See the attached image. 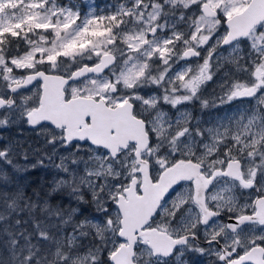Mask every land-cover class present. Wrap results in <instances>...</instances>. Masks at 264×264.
<instances>
[{
	"label": "snow or ice",
	"instance_id": "obj_1",
	"mask_svg": "<svg viewBox=\"0 0 264 264\" xmlns=\"http://www.w3.org/2000/svg\"><path fill=\"white\" fill-rule=\"evenodd\" d=\"M242 7L0 0V132L23 121L91 147L41 196L13 185L21 142L0 135V233L30 224L44 264H264V19ZM194 102L222 115L193 125Z\"/></svg>",
	"mask_w": 264,
	"mask_h": 264
},
{
	"label": "rangeland",
	"instance_id": "obj_2",
	"mask_svg": "<svg viewBox=\"0 0 264 264\" xmlns=\"http://www.w3.org/2000/svg\"><path fill=\"white\" fill-rule=\"evenodd\" d=\"M68 0H65L67 3ZM72 3L78 6V9L81 13H91L93 11H97L100 14H104V10L107 9L111 10L113 5L116 3V0H86L83 4L84 6L79 7V3L77 0H71ZM17 3V0H12V6L14 7ZM3 9H0L2 11ZM12 15H16L17 13H11ZM227 70V69H226ZM207 99L211 97L209 95V91H205ZM191 110V114L193 117L192 123L195 125L196 117H199L204 122L201 124V127L208 125L211 126L212 123H215L218 116L222 115V113H218L214 108H205L202 109L200 103L194 102L189 105ZM197 110V111H196ZM0 135L6 137V139L11 141H19L21 142V147H18L16 150V159L14 160L15 163L20 165V171L17 173L29 171L31 169L39 168L43 175V180H45V176H49L50 189L53 187V181L59 179L62 173L58 171L57 166L73 167V161L86 162L87 153L91 150L90 145L87 144H79L76 148L68 149L65 147L66 142L64 141L63 144L59 142V133L56 134L57 143L55 145H50L46 141L49 138L45 131L41 129H33L30 127L26 122L20 121L18 123H14L12 127L3 130L0 132ZM79 149V150H77ZM26 150L28 159H23L21 155V151ZM61 157H65V159H61ZM82 166V165H81ZM27 169V170H25ZM11 173V169H9ZM25 205L22 203L20 209L18 211L23 210ZM39 210L37 209V214ZM22 219H26L27 215L24 212H21ZM31 227V225H26L25 228ZM19 227L17 229L16 234L21 236L20 246L18 255L20 257L27 258L29 261V256H34V260H39V262H43L42 253H37V247L39 246V242L35 238V231L30 230L28 232ZM32 237L29 239V237ZM91 239V237L89 238ZM89 241H85L88 243ZM200 264H206L205 261H201Z\"/></svg>",
	"mask_w": 264,
	"mask_h": 264
},
{
	"label": "trees",
	"instance_id": "obj_3",
	"mask_svg": "<svg viewBox=\"0 0 264 264\" xmlns=\"http://www.w3.org/2000/svg\"><path fill=\"white\" fill-rule=\"evenodd\" d=\"M79 3V7L84 6L83 2L77 0ZM49 176H45V180H43V175L39 168L31 169L29 171L15 173L12 175L13 185H19L20 187H25L27 192L30 194L33 189L41 193L43 196L44 192L50 189ZM34 199V198H33ZM56 201H53L55 204ZM17 217H14L15 220ZM19 219L23 220V216H19ZM25 224L21 223L19 226H16L13 223V226L8 230L11 232V235H6L0 233V264H29L27 258L20 257L18 255L21 236L16 234L17 229L22 227L24 230ZM32 229V227H28L25 231L28 232ZM42 253V251L40 252ZM34 257V256H33ZM12 259V260H11ZM40 264H44L40 262Z\"/></svg>",
	"mask_w": 264,
	"mask_h": 264
},
{
	"label": "water",
	"instance_id": "obj_4",
	"mask_svg": "<svg viewBox=\"0 0 264 264\" xmlns=\"http://www.w3.org/2000/svg\"><path fill=\"white\" fill-rule=\"evenodd\" d=\"M81 2H85L86 0H80ZM249 4L254 5V10L245 8L241 13H237V15H247L249 17L250 22H255L260 19H264V0H252ZM70 128L68 132H81L84 129L80 127L82 124V120L77 117H72L69 119ZM68 133L66 132L65 135ZM67 144V141H65Z\"/></svg>",
	"mask_w": 264,
	"mask_h": 264
},
{
	"label": "flooded vegetation",
	"instance_id": "obj_5",
	"mask_svg": "<svg viewBox=\"0 0 264 264\" xmlns=\"http://www.w3.org/2000/svg\"><path fill=\"white\" fill-rule=\"evenodd\" d=\"M251 1H252V0H249V3H250ZM244 9H245V8L242 7V8L240 9V11L237 12V13H241ZM237 13H235V14H237ZM206 90L209 91V95L211 96V97H208V98H209V101L213 100V99L215 98V96L218 95L219 92H220V89H219V88H215V87H214V84H211V83L208 85V87H207ZM206 90H205V91H206ZM203 95L206 97V93H204ZM190 106H191V105H190ZM209 107H210V108H213L212 105H211V103L209 104ZM196 111H197V110H196ZM184 259H189V260H191V261H192V264H200L201 261H205L206 264H208V261H209L210 259H213V257H203V258H201V257L198 256V254H192L191 256H185Z\"/></svg>",
	"mask_w": 264,
	"mask_h": 264
},
{
	"label": "bare ground",
	"instance_id": "obj_6",
	"mask_svg": "<svg viewBox=\"0 0 264 264\" xmlns=\"http://www.w3.org/2000/svg\"><path fill=\"white\" fill-rule=\"evenodd\" d=\"M26 230V229H25ZM33 230V229H32ZM26 233V232H25ZM12 260V259H11Z\"/></svg>",
	"mask_w": 264,
	"mask_h": 264
}]
</instances>
